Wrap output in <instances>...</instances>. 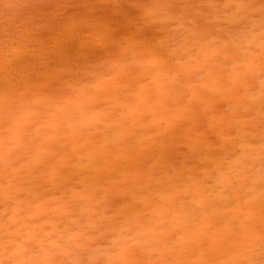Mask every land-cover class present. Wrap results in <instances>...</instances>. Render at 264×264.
I'll return each mask as SVG.
<instances>
[{"label":"clouds","instance_id":"obj_1","mask_svg":"<svg viewBox=\"0 0 264 264\" xmlns=\"http://www.w3.org/2000/svg\"><path fill=\"white\" fill-rule=\"evenodd\" d=\"M0 264H264V0H0Z\"/></svg>","mask_w":264,"mask_h":264}]
</instances>
